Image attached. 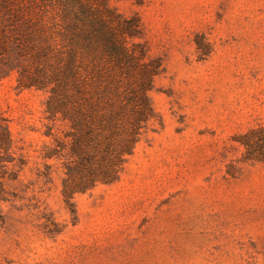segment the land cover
I'll list each match as a JSON object with an SVG mask.
<instances>
[{
  "label": "rangeland",
  "instance_id": "obj_1",
  "mask_svg": "<svg viewBox=\"0 0 264 264\" xmlns=\"http://www.w3.org/2000/svg\"><path fill=\"white\" fill-rule=\"evenodd\" d=\"M108 4L162 61L155 118L71 213L65 159L44 158L67 128L45 118V91L0 78V264H264V161L243 143L264 145V0Z\"/></svg>",
  "mask_w": 264,
  "mask_h": 264
},
{
  "label": "trees",
  "instance_id": "obj_2",
  "mask_svg": "<svg viewBox=\"0 0 264 264\" xmlns=\"http://www.w3.org/2000/svg\"><path fill=\"white\" fill-rule=\"evenodd\" d=\"M142 40L139 17L108 0H0V78L15 71L17 88L45 91V118L67 128L44 158L65 159L61 193L71 213L75 193L118 179L155 118L148 93L163 64ZM243 143L264 161L262 143L257 154Z\"/></svg>",
  "mask_w": 264,
  "mask_h": 264
}]
</instances>
